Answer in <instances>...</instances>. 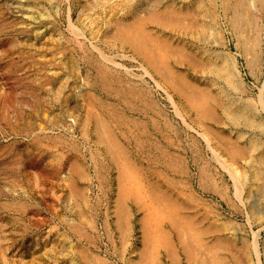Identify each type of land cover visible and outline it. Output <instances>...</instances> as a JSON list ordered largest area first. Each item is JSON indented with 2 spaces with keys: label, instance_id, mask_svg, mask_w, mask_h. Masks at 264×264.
<instances>
[{
  "label": "rangeland",
  "instance_id": "1",
  "mask_svg": "<svg viewBox=\"0 0 264 264\" xmlns=\"http://www.w3.org/2000/svg\"><path fill=\"white\" fill-rule=\"evenodd\" d=\"M235 1L0 0V264H264V8Z\"/></svg>",
  "mask_w": 264,
  "mask_h": 264
},
{
  "label": "bare ground",
  "instance_id": "2",
  "mask_svg": "<svg viewBox=\"0 0 264 264\" xmlns=\"http://www.w3.org/2000/svg\"><path fill=\"white\" fill-rule=\"evenodd\" d=\"M129 1H130V0H129ZM258 2H259V3L263 6V8H264V0H258ZM197 4H198V3H197ZM197 4H196V6H197ZM225 4L228 5L227 2H226ZM246 4H247V0H236V1L234 2V5H235V6H234V8H235V15H234V20H233V21H234V25H236V27H237V30H238V29L240 30L241 28L245 27V26H243L242 16L240 15V13H237V10H238V8H240V7H242V6L246 5ZM198 6H200V5L198 4ZM224 6H226V5H224ZM224 6H223V7H224ZM252 6H253V5H252ZM248 7H249V6H248ZM203 8H204V7H203ZM224 8H228V7L226 6V7H224ZM192 11H193V10H192ZM228 11H229V10H228ZM173 13H174V12H173ZM179 14H180V13H179ZM179 14H178V15H179ZM200 15H204V14L201 13ZM243 16H244V15H243ZM200 17H201V16H200ZM205 17H206V16H205ZM244 19H245V18H244ZM244 19H243V20H244ZM245 20H246V19H245ZM208 23H209V22H208ZM211 24H212V23H211ZM212 25H213V24H212ZM207 26H208V25H207ZM207 26H206V27H207ZM249 26H250V25H249ZM212 27H213V26H212ZM212 27H211V28H212ZM236 27H235V28H236ZM200 28H201V27H200ZM203 28H204V27H203ZM203 28H202V30H203ZM211 28H210V29H211ZM206 31H207V30H206ZM212 31H213V30H212ZM241 31H242V30H241ZM209 32H210V30H209ZM242 32H243V31H242ZM242 32H241V33H242ZM246 32H247V31H246ZM244 33H245V32H244ZM201 34H202V33H201ZM205 34H206V33H205ZM205 34H204V35H205ZM209 34H210V33H209ZM213 34H214V33H213ZM214 35H215V34H214ZM247 35H248V34H247ZM198 36H199V35H198ZM249 40H250V39H249ZM242 41H243V40H242ZM247 41H248V40H247ZM245 43L247 44L246 41H245ZM254 45H256V44H254ZM245 49H246V48H245ZM144 50H145V49H144ZM247 51H248V50H247ZM256 54H257V53H256ZM256 54H255V55H256ZM225 61H226V60H225ZM223 62H224V61H223ZM228 63H229V62H228ZM222 64H223V63H222ZM225 64H226V63H225ZM254 64H255V63H254ZM228 65H229V64H228ZM214 67H215V66H214ZM220 67H221V66H220ZM224 67H225V66H224ZM216 68H218V67H216ZM218 69H219V68H218ZM218 69H217V70H218ZM221 69H222V68H221ZM229 69H230V68H229ZM232 69H233V68H232ZM219 70H220V69H219ZM223 71H224V70H223ZM225 71H226V70H225ZM225 71H224V72H225ZM228 71H229V70H228ZM231 71H232V70H231ZM226 72H227V71H226ZM232 72H233V71H232ZM216 73H217V72H216ZM229 73H230V72H229ZM230 74H231V73H230ZM230 74H229V75H230ZM225 75H227V74H225ZM229 75H228V78H230ZM232 75H233V74H232ZM232 75H231V76H232ZM228 78H227V80H229ZM231 82H232V81H231ZM231 82H230L229 85L232 84V85L234 86L233 82H232V83H231ZM232 85H231V86H232ZM226 98H227V97H226ZM245 106H246V104H245ZM240 107H241V106H240ZM247 108H248V107H247ZM241 112H243V111H241ZM248 112H249V111H248ZM241 115H242V114H241ZM252 116H253V115H252ZM235 117H236V115H235ZM244 117H245V116H244ZM253 118H254V117H253ZM248 119H249V118H248ZM247 123H249V121H248ZM251 123H253V122H251ZM251 123H250V124H251ZM253 124H255V123H253ZM123 136H124V135H123ZM220 137H221V136H220ZM205 138H206V137H205ZM208 140H209V139H208ZM112 142H113V141H112ZM115 142H116V141H115ZM115 142H114V144H115ZM254 142H255V141H254ZM116 143H118V142H116ZM111 144H112V143H111ZM118 145H119V144H118ZM118 145H117V146H118ZM255 145H256V144H255ZM112 148H113V147H112ZM141 148H142V147H141ZM109 149H110V148H109ZM113 149H114V148H113ZM115 149H116V148H115ZM122 149H123V148H122ZM119 151H120V150H119ZM121 151H122V150H121ZM117 154H118V153H117ZM118 155H119V154H118ZM121 158H122V157H121ZM123 158H124V157H123ZM71 159H72V158H71ZM121 160H122V159H121ZM153 162H154V161H153ZM255 162H256V161H255ZM126 165H127V164H126ZM72 166H73V165H72ZM77 166H78V165H77ZM128 166H129V165H128ZM122 167H125V165L122 166ZM129 167H130V166H129ZM134 167H135V166H134ZM123 169H125V168H123ZM132 169H133V167H132ZM126 171H127V170H126ZM129 171H130V170H128L127 172H129ZM236 172H237V171H236ZM133 173H134V172H133ZM237 173H238V172H237ZM125 174H126V172H125ZM131 174H132V172H131ZM135 174H136V173H135ZM137 174H138V173H137ZM123 176H124V175H123ZM125 176H126V175H125ZM125 176H124V177H125ZM133 176H134V175H133ZM242 176H243V175H242ZM135 177H136V175H135ZM236 177H237V176H236ZM126 178H128V177L126 176ZM129 179H130V177H129ZM130 181H131V179H130ZM133 181H134V179H133ZM135 182H137V181H135ZM174 183H175V182H174ZM161 204H162V203H161ZM161 204H159V205L161 206ZM156 206H157V205H156ZM157 207H158V206H157ZM161 207H162V206H161ZM162 208H163V207H162ZM176 208H177V207H176ZM176 208H175V209H176ZM153 209H154V208H153ZM153 209H151V210H153ZM156 209H157V208H156ZM154 210H155V209H154ZM159 211H160V210H159ZM159 211H157V212L159 213ZM155 212H156V211H155ZM156 214H157V213H156ZM160 214H161V213H160ZM175 219H176V218H175ZM70 221H71V218H70ZM71 226H72V225H71ZM79 226H80V225H79ZM82 227H83V226H82ZM77 229H78V228H77ZM81 230H82V229H81ZM79 231H80V230H79ZM81 233H82V232H81ZM83 233H84V232H83Z\"/></svg>",
  "mask_w": 264,
  "mask_h": 264
}]
</instances>
